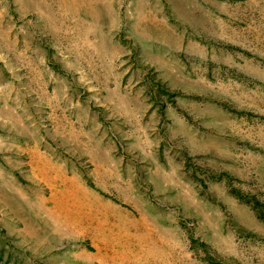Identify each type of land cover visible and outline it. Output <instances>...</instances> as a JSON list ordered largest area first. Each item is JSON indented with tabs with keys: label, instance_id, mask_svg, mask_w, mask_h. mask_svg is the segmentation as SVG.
<instances>
[{
	"label": "rangeland",
	"instance_id": "rangeland-1",
	"mask_svg": "<svg viewBox=\"0 0 264 264\" xmlns=\"http://www.w3.org/2000/svg\"><path fill=\"white\" fill-rule=\"evenodd\" d=\"M0 264H264V0H0Z\"/></svg>",
	"mask_w": 264,
	"mask_h": 264
}]
</instances>
